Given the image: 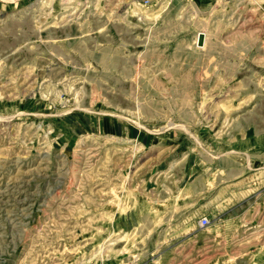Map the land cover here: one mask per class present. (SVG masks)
Segmentation results:
<instances>
[{
  "label": "rangeland",
  "instance_id": "374dc122",
  "mask_svg": "<svg viewBox=\"0 0 264 264\" xmlns=\"http://www.w3.org/2000/svg\"><path fill=\"white\" fill-rule=\"evenodd\" d=\"M0 264H264V0H0Z\"/></svg>",
  "mask_w": 264,
  "mask_h": 264
},
{
  "label": "water",
  "instance_id": "95a60500",
  "mask_svg": "<svg viewBox=\"0 0 264 264\" xmlns=\"http://www.w3.org/2000/svg\"><path fill=\"white\" fill-rule=\"evenodd\" d=\"M196 45L198 47H202L204 45V34L202 32L197 34Z\"/></svg>",
  "mask_w": 264,
  "mask_h": 264
},
{
  "label": "built area",
  "instance_id": "2783aa9c",
  "mask_svg": "<svg viewBox=\"0 0 264 264\" xmlns=\"http://www.w3.org/2000/svg\"><path fill=\"white\" fill-rule=\"evenodd\" d=\"M148 0H146L147 2ZM158 1H162V2H165V0H158ZM209 223V219L207 217H202L200 220H199V225L204 227L206 225H208Z\"/></svg>",
  "mask_w": 264,
  "mask_h": 264
},
{
  "label": "bare ground",
  "instance_id": "6f19581e",
  "mask_svg": "<svg viewBox=\"0 0 264 264\" xmlns=\"http://www.w3.org/2000/svg\"><path fill=\"white\" fill-rule=\"evenodd\" d=\"M165 5V4H164Z\"/></svg>",
  "mask_w": 264,
  "mask_h": 264
}]
</instances>
